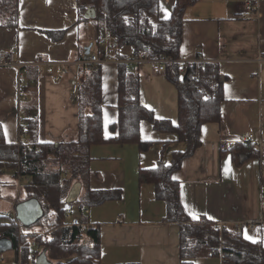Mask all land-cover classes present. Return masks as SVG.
<instances>
[{
  "label": "crops",
  "instance_id": "crops-1",
  "mask_svg": "<svg viewBox=\"0 0 264 264\" xmlns=\"http://www.w3.org/2000/svg\"><path fill=\"white\" fill-rule=\"evenodd\" d=\"M174 2L159 0L160 17L170 15ZM18 8V26L0 27V50H15L21 64L19 69L0 66L4 138L27 141L19 122L35 117L38 141L73 140L79 121L80 50L86 47L102 55L104 47L96 38L95 45L91 41L93 33L98 35L94 25L77 22L76 0H19ZM50 31L64 34L54 40L47 35ZM179 60L216 63L224 78L219 121L202 126L201 144L171 173L179 184L180 202L192 220L206 217L264 241V226L259 223L264 201L260 158L238 166L230 150L247 132L264 142V0H199L188 6ZM48 63L65 64L58 82L46 72ZM101 66L107 137L118 115V64ZM138 76L141 104L157 118L176 123L177 91L164 72L154 73L144 63ZM140 138L151 145L143 150L130 143L90 147V188L120 189L121 194L89 207L86 221L99 226L101 264H180L179 226L164 221L166 203L156 197L153 183L139 182L138 169L154 167L159 160L170 163L172 151L184 144L176 134L155 130L147 120L140 121ZM221 142L227 148L222 149ZM193 263L222 264V258L205 251Z\"/></svg>",
  "mask_w": 264,
  "mask_h": 264
},
{
  "label": "trees",
  "instance_id": "trees-1",
  "mask_svg": "<svg viewBox=\"0 0 264 264\" xmlns=\"http://www.w3.org/2000/svg\"><path fill=\"white\" fill-rule=\"evenodd\" d=\"M199 0H175L170 15L160 17L159 0H76L77 22H91L99 35L103 28L118 36L111 47L118 59L134 53L162 55L172 62L165 65L164 74L177 91V122L157 118L140 102L138 71H129L125 63L117 68V120L105 136L102 118V66L91 71L80 70L76 101L79 106L77 136L73 140L40 142L37 139V118H27V141L7 142L0 125V174L9 173L20 180L24 199L35 198L43 215L32 225L24 226L15 215L0 214V240L10 242L15 251L13 264H36V256L45 249L52 264H101L100 231L88 224L85 209L120 196V189L90 188V147L95 144H136L147 149L151 141L140 138V121L147 120L155 130L177 135L183 149H174L168 164L159 160L154 167L139 168L140 183L154 184L156 197L166 203L164 221L179 226L180 264H194L193 259L208 251L221 255L222 264H264V245L245 239L241 231L219 226L206 217L192 220L179 197V184L171 173L180 167L184 157L201 144V129L205 123L220 119L224 78L218 64L187 62L181 64L180 46L183 40L185 9ZM19 0H0V27L18 26ZM88 8L94 16L85 17ZM63 31H50L54 40ZM80 58H85V50ZM125 49L129 50L128 52ZM99 55L101 54L98 52ZM232 160L241 165L249 159L264 157V147L240 141L230 148ZM67 174H63V170ZM0 182V186L2 185ZM83 189L82 194L79 190ZM22 200H19L20 202ZM16 202V204L18 203ZM15 204V205H16ZM66 205H75L78 222L67 225ZM82 223L87 224L82 230ZM37 225V228H34ZM32 242L36 246H32Z\"/></svg>",
  "mask_w": 264,
  "mask_h": 264
},
{
  "label": "built area",
  "instance_id": "built-area-1",
  "mask_svg": "<svg viewBox=\"0 0 264 264\" xmlns=\"http://www.w3.org/2000/svg\"><path fill=\"white\" fill-rule=\"evenodd\" d=\"M118 41V36L113 34L112 32L108 30H104L102 33L97 35L96 42L104 47V52L102 55H99L95 52H89L86 54L85 58L80 60V65L85 68L86 71H91V69L95 65H102L107 62H115L117 64L119 63H125L130 66L131 71H138L139 67L147 63L150 67L152 72L154 73H161L165 70V65L169 62H172V59H169L167 57H164L162 55H159L157 57H151L148 56L145 52L143 53H134L131 57L127 59H118L113 58V55L111 54V47L114 43ZM199 61V60H195ZM179 63L184 64L187 62H180ZM0 66L2 67H18V69L21 67V64L19 62L18 55L15 50L13 49H3L0 50ZM46 72L51 76L52 80L54 82H58L62 74L65 72V64L64 63H48L46 67ZM19 130L20 132L27 131V124L26 119L23 117L19 122ZM241 141H245L248 143L253 144L256 148L262 149L264 147V142L260 139H257L252 132L245 133ZM23 142H26L24 140ZM222 149L227 148V145L225 142H221L220 144ZM260 170L264 173V157H260ZM63 174H67V170H63ZM29 180L28 176H24L20 179V183L27 182ZM85 213H88V209L84 210ZM15 215V214H14ZM66 218H69L70 216H74L73 219H71L67 225L78 222V218L74 215L73 212H70V214L65 213L64 214ZM259 223L264 226V201L261 205V218L259 220ZM250 227L255 226L254 223L249 224ZM87 227V224L82 223L81 228L82 230H85ZM32 246H36L35 242H32Z\"/></svg>",
  "mask_w": 264,
  "mask_h": 264
},
{
  "label": "rangeland",
  "instance_id": "rangeland-1",
  "mask_svg": "<svg viewBox=\"0 0 264 264\" xmlns=\"http://www.w3.org/2000/svg\"><path fill=\"white\" fill-rule=\"evenodd\" d=\"M87 24L93 25L91 22H87ZM84 27H86V25L82 24L81 28ZM91 38V41H93V39L95 40V33H93ZM95 44L96 42L93 41V45ZM0 182H3L0 186V214L14 215V206L16 202L24 199V193L21 191L23 182L20 183V180L14 179L9 173L0 174ZM82 192L83 189H80L79 194L81 195ZM65 211L67 214H70V211L76 212V216H78L79 213L75 205H66ZM73 217L74 216H70L68 219L71 220ZM34 228H37V225H34ZM15 257L14 249L6 248L0 252V264H13L15 262ZM1 259H3V261Z\"/></svg>",
  "mask_w": 264,
  "mask_h": 264
},
{
  "label": "water",
  "instance_id": "water-1",
  "mask_svg": "<svg viewBox=\"0 0 264 264\" xmlns=\"http://www.w3.org/2000/svg\"><path fill=\"white\" fill-rule=\"evenodd\" d=\"M94 16V9L88 8L85 12V17L91 18ZM89 48L86 49V54L89 53ZM16 219L24 226L34 224L42 215L43 209L40 203L35 198H28L18 202L14 206ZM10 246V242L6 239L0 240V252ZM36 264H52L47 258L45 249L36 256Z\"/></svg>",
  "mask_w": 264,
  "mask_h": 264
},
{
  "label": "snow or ice",
  "instance_id": "snow-or-ice-1",
  "mask_svg": "<svg viewBox=\"0 0 264 264\" xmlns=\"http://www.w3.org/2000/svg\"><path fill=\"white\" fill-rule=\"evenodd\" d=\"M166 18H167V15L165 16V19H166ZM4 131H5V137H7V130H6V128H5ZM192 216H193V219H197V218H198L195 214H192ZM245 239L251 240L253 243H257V242L264 243V241H258V240H256L255 238H253V237L247 235V232H245Z\"/></svg>",
  "mask_w": 264,
  "mask_h": 264
}]
</instances>
